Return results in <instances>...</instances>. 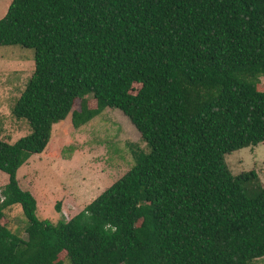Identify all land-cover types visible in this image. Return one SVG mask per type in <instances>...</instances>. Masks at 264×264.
<instances>
[{
    "label": "trees",
    "instance_id": "obj_1",
    "mask_svg": "<svg viewBox=\"0 0 264 264\" xmlns=\"http://www.w3.org/2000/svg\"><path fill=\"white\" fill-rule=\"evenodd\" d=\"M34 52L13 106L30 133L0 140V264H249L264 259V188L225 155L264 142V0H11L0 47ZM134 84L140 88L132 94ZM91 95L96 108L74 101ZM117 109L148 151L78 214L39 220L17 170L53 124ZM55 210L60 213L59 204Z\"/></svg>",
    "mask_w": 264,
    "mask_h": 264
},
{
    "label": "rangeland",
    "instance_id": "obj_2",
    "mask_svg": "<svg viewBox=\"0 0 264 264\" xmlns=\"http://www.w3.org/2000/svg\"><path fill=\"white\" fill-rule=\"evenodd\" d=\"M11 0H0V19ZM34 70V52L20 46L0 47V140L13 144L30 133L29 124L16 118L13 106ZM140 88L134 84L131 93ZM264 91V76L257 85ZM82 105L96 108L91 95L76 99L72 110ZM71 117L53 124L50 140L41 154L32 155L17 170L19 187L31 193L37 203L36 217L56 223L61 216L69 220L106 188L123 176L148 149L129 119L117 109H104L93 119L73 128ZM233 175L254 171L257 178L249 189L264 188V142L225 155ZM7 175L0 171V190ZM59 204L60 213L55 210ZM0 223L13 234L26 238L27 221L19 205L5 209ZM57 264H70L65 252ZM249 264H264V259Z\"/></svg>",
    "mask_w": 264,
    "mask_h": 264
},
{
    "label": "crops",
    "instance_id": "obj_3",
    "mask_svg": "<svg viewBox=\"0 0 264 264\" xmlns=\"http://www.w3.org/2000/svg\"><path fill=\"white\" fill-rule=\"evenodd\" d=\"M37 204V203H36Z\"/></svg>",
    "mask_w": 264,
    "mask_h": 264
}]
</instances>
